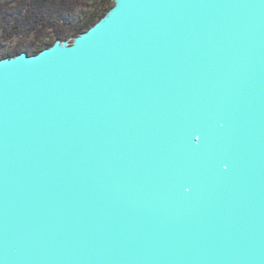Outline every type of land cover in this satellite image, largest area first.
<instances>
[{
	"label": "water",
	"instance_id": "obj_1",
	"mask_svg": "<svg viewBox=\"0 0 264 264\" xmlns=\"http://www.w3.org/2000/svg\"><path fill=\"white\" fill-rule=\"evenodd\" d=\"M0 58V264H264V0H112Z\"/></svg>",
	"mask_w": 264,
	"mask_h": 264
},
{
	"label": "trees",
	"instance_id": "obj_2",
	"mask_svg": "<svg viewBox=\"0 0 264 264\" xmlns=\"http://www.w3.org/2000/svg\"><path fill=\"white\" fill-rule=\"evenodd\" d=\"M13 2H15V7L11 12L5 11L4 6L1 7L0 13L3 19L6 20V23L14 21V24L11 25L12 28L23 27L26 23L30 22L51 24L55 29L54 41L58 38L62 40L68 39L69 37L74 38L79 33L86 31L113 5L112 0H102V3L94 13L87 15L76 23H71L69 17L71 16L75 0H14ZM56 7L60 8V10H56ZM55 22H62V25L59 26ZM64 22L70 23H68V25H63ZM54 41L49 43L40 42L39 45L16 47L12 49V51L0 53V58L7 55H15L23 50H26L29 54L37 53L41 49L51 45Z\"/></svg>",
	"mask_w": 264,
	"mask_h": 264
},
{
	"label": "rangeland",
	"instance_id": "obj_3",
	"mask_svg": "<svg viewBox=\"0 0 264 264\" xmlns=\"http://www.w3.org/2000/svg\"><path fill=\"white\" fill-rule=\"evenodd\" d=\"M13 1L14 0H0V10L1 7L8 5L6 8L7 12L13 11V8L15 7V2ZM101 3L102 0H75L74 7L71 11V16L69 17L70 22L76 23L87 15L94 13ZM56 10H60V8L56 7ZM70 22H64L63 25H68ZM55 23L59 26L62 25V22ZM13 24L14 21L6 23V20L3 19V16L0 13V53L12 51V49L16 47L39 45L40 42L49 43L55 39V29L51 24L30 22L26 23L23 27L12 28L11 25ZM68 39L72 40V37H69Z\"/></svg>",
	"mask_w": 264,
	"mask_h": 264
},
{
	"label": "bare ground",
	"instance_id": "obj_4",
	"mask_svg": "<svg viewBox=\"0 0 264 264\" xmlns=\"http://www.w3.org/2000/svg\"><path fill=\"white\" fill-rule=\"evenodd\" d=\"M7 7H8V5L4 6L5 11H7V10H6Z\"/></svg>",
	"mask_w": 264,
	"mask_h": 264
}]
</instances>
